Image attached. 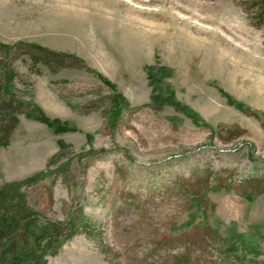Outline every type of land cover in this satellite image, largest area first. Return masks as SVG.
<instances>
[{"label": "rangeland", "instance_id": "374dc122", "mask_svg": "<svg viewBox=\"0 0 264 264\" xmlns=\"http://www.w3.org/2000/svg\"><path fill=\"white\" fill-rule=\"evenodd\" d=\"M237 1L0 0V42L81 60L12 63L59 130L18 114L0 189L47 171L33 208L94 234L47 264H264V23Z\"/></svg>", "mask_w": 264, "mask_h": 264}, {"label": "trees", "instance_id": "16d2710c", "mask_svg": "<svg viewBox=\"0 0 264 264\" xmlns=\"http://www.w3.org/2000/svg\"><path fill=\"white\" fill-rule=\"evenodd\" d=\"M237 2L251 16L255 25L261 26L264 23V0ZM18 52L27 56L23 60L30 63L31 69L42 64L56 71L64 67H78L77 62H81L74 55L51 50L36 43L0 42V147L9 145L18 124V114L24 113L27 117L44 121L59 130L55 127V122L48 119L40 109L22 101L13 91L17 72L12 63L19 57ZM47 174V171H41L22 181L8 183L0 189V264H47V256L56 254L75 234L82 232L86 236H94L92 227L83 215L63 222L50 220L33 208L25 188L38 184ZM209 240L206 234L196 243L201 253L197 258L198 262L202 263Z\"/></svg>", "mask_w": 264, "mask_h": 264}]
</instances>
